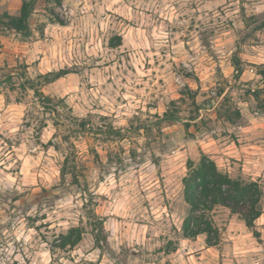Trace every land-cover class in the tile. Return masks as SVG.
<instances>
[{
  "label": "clouds",
  "instance_id": "clouds-1",
  "mask_svg": "<svg viewBox=\"0 0 264 264\" xmlns=\"http://www.w3.org/2000/svg\"><path fill=\"white\" fill-rule=\"evenodd\" d=\"M0 264H264V0H0Z\"/></svg>",
  "mask_w": 264,
  "mask_h": 264
}]
</instances>
